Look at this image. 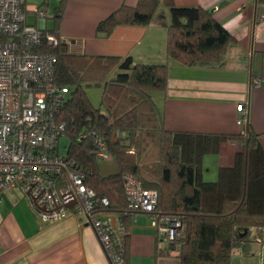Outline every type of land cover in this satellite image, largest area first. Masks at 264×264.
I'll return each instance as SVG.
<instances>
[{
	"label": "trees",
	"instance_id": "1",
	"mask_svg": "<svg viewBox=\"0 0 264 264\" xmlns=\"http://www.w3.org/2000/svg\"><path fill=\"white\" fill-rule=\"evenodd\" d=\"M67 1L56 6L54 27L45 30L58 37V44L42 50L57 55L56 82L70 88L58 114L70 140L67 154L87 171L86 183L100 202L108 201L103 210L123 220L128 230V264L130 231L140 211L128 207L125 174L134 175L145 188L157 190L155 213L182 221L179 238L165 241L168 248L158 249L159 255L178 249L181 264H233L236 252L247 249L250 230H264V146L260 135L250 122L245 132L238 134L170 130L154 93L166 91L171 61L187 67L228 66L229 53L238 46L236 39L211 10L165 0L172 13L167 61L144 63L134 62L131 56L77 54L59 33ZM163 3H124L99 22L96 34L109 37L120 25L147 26L160 18ZM92 85L103 88L99 108L85 91ZM96 134L106 139L111 155L117 158L116 173H101ZM231 141L241 144L234 164L221 166L216 180H205L204 157L219 153Z\"/></svg>",
	"mask_w": 264,
	"mask_h": 264
},
{
	"label": "crops",
	"instance_id": "2",
	"mask_svg": "<svg viewBox=\"0 0 264 264\" xmlns=\"http://www.w3.org/2000/svg\"><path fill=\"white\" fill-rule=\"evenodd\" d=\"M45 0H26L27 20L44 29L54 27L53 15L61 0L54 1L52 15L37 9ZM160 18L147 26L120 25L111 36L98 37L99 22L122 4L136 6L138 0H68L60 23V37L77 54L131 56L134 62L167 61L168 25L171 8L165 2ZM177 6L203 7L236 39L226 67H187L170 62L168 86L156 100L165 115L166 127L175 131L238 134L246 126L238 119L248 109V122L264 146V0H172ZM254 75V76H253ZM254 79L261 80L254 85ZM238 141L225 143L217 154L203 161V177L218 178L221 166H231ZM214 164V165H213ZM215 168L214 173H207ZM215 178V179H214ZM112 216H117L112 213ZM247 249L233 256V264H264V230L252 228ZM168 243L160 236L150 213L133 218L128 259L130 264H181L179 250L159 255ZM0 264H108V258L92 225L71 212L66 218L44 223L33 211L24 193L15 188L0 200Z\"/></svg>",
	"mask_w": 264,
	"mask_h": 264
},
{
	"label": "built area",
	"instance_id": "3",
	"mask_svg": "<svg viewBox=\"0 0 264 264\" xmlns=\"http://www.w3.org/2000/svg\"><path fill=\"white\" fill-rule=\"evenodd\" d=\"M47 10L41 6L37 12L45 19ZM0 39V200L3 192L19 188L44 223L71 212L84 216L108 264H128L123 220L103 210L108 201L101 203L88 186L87 171L60 150L66 124L58 114L70 88L56 82L57 55L42 50L57 45L58 37L28 22L26 0H0ZM247 116L245 106L238 123L246 126ZM95 137L97 159L111 156L106 139ZM124 183L128 207L150 213L163 240L178 239L181 219L155 213L157 190L145 188L132 174L124 175Z\"/></svg>",
	"mask_w": 264,
	"mask_h": 264
},
{
	"label": "rangeland",
	"instance_id": "4",
	"mask_svg": "<svg viewBox=\"0 0 264 264\" xmlns=\"http://www.w3.org/2000/svg\"><path fill=\"white\" fill-rule=\"evenodd\" d=\"M54 1H51L50 3V9H49V15H52L53 13V8H54ZM86 94L88 95L91 103L94 105V107L99 108L101 107V99H102V93H103V88L102 86L98 85H92L85 87ZM159 93H154V96H158ZM70 144V140L68 136L65 134L61 137V148L60 150L63 153H67L68 146ZM100 165V170L103 175H110L113 173H116L119 169V164L118 160L114 156H109L108 158L101 159L99 161ZM214 165V164H213ZM212 170L207 173L208 176L212 175L214 173L215 168H211ZM215 179V178H214ZM217 179V178H216Z\"/></svg>",
	"mask_w": 264,
	"mask_h": 264
},
{
	"label": "water",
	"instance_id": "5",
	"mask_svg": "<svg viewBox=\"0 0 264 264\" xmlns=\"http://www.w3.org/2000/svg\"><path fill=\"white\" fill-rule=\"evenodd\" d=\"M248 127V126H247Z\"/></svg>",
	"mask_w": 264,
	"mask_h": 264
}]
</instances>
